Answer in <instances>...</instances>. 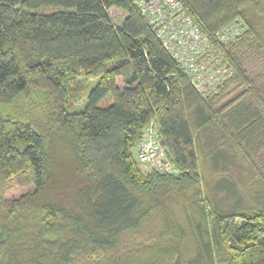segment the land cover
I'll return each instance as SVG.
<instances>
[{"label":"trees","instance_id":"trees-1","mask_svg":"<svg viewBox=\"0 0 264 264\" xmlns=\"http://www.w3.org/2000/svg\"><path fill=\"white\" fill-rule=\"evenodd\" d=\"M178 1L248 24L207 97L132 0H0V264H264V0ZM151 120L176 172L136 158Z\"/></svg>","mask_w":264,"mask_h":264},{"label":"built area","instance_id":"built-area-1","mask_svg":"<svg viewBox=\"0 0 264 264\" xmlns=\"http://www.w3.org/2000/svg\"><path fill=\"white\" fill-rule=\"evenodd\" d=\"M132 1L201 95L207 97L215 93L233 75L219 47L228 46L245 33L247 24L244 19L233 18L210 38L178 0ZM136 158L148 171L176 172L167 158L154 120L143 130L136 147Z\"/></svg>","mask_w":264,"mask_h":264},{"label":"rangeland","instance_id":"rangeland-1","mask_svg":"<svg viewBox=\"0 0 264 264\" xmlns=\"http://www.w3.org/2000/svg\"><path fill=\"white\" fill-rule=\"evenodd\" d=\"M62 9H64V8H62V7H44V8L39 9V11L45 12V13H50V12H53V11H56V10H62ZM109 12L111 14L112 20L115 23L120 24L121 21L124 18V15H125L124 11L119 9V8L112 7V8H110ZM241 18L244 19L243 17H241ZM244 21L247 24L245 19H244ZM247 30H248V24H247L246 31ZM243 54L244 55L241 54V57H242L243 64H244V67H245L247 73H250L251 76L261 75V76H263V79H264V54L261 51H259V50L258 51H253L251 53H243ZM226 62L228 64L227 60H226ZM108 103H110L109 99L104 100L103 103H101V105H107ZM76 108L78 110L81 107L77 106ZM258 156L261 158V160L264 159V149L260 150ZM140 166H141V168L143 170L148 171V170H146V168H145V166L143 164H140ZM260 169L263 171V169L261 167H260ZM251 184H253V183H251ZM14 193H15V191H13V190L12 191H8L7 195L10 196V195H12Z\"/></svg>","mask_w":264,"mask_h":264}]
</instances>
